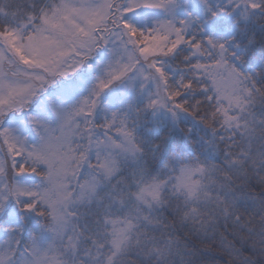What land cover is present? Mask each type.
Wrapping results in <instances>:
<instances>
[{"label":"snow or ice","instance_id":"1","mask_svg":"<svg viewBox=\"0 0 264 264\" xmlns=\"http://www.w3.org/2000/svg\"><path fill=\"white\" fill-rule=\"evenodd\" d=\"M0 264H264V0H0Z\"/></svg>","mask_w":264,"mask_h":264},{"label":"trees","instance_id":"2","mask_svg":"<svg viewBox=\"0 0 264 264\" xmlns=\"http://www.w3.org/2000/svg\"><path fill=\"white\" fill-rule=\"evenodd\" d=\"M174 67L179 66L181 69L184 68V65L180 63V61H176V63L173 65Z\"/></svg>","mask_w":264,"mask_h":264}]
</instances>
